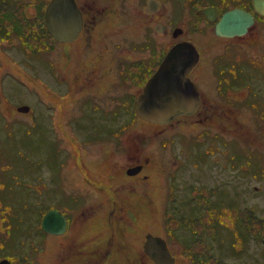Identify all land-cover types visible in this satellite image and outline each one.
<instances>
[{
  "label": "rangeland",
  "instance_id": "rangeland-1",
  "mask_svg": "<svg viewBox=\"0 0 264 264\" xmlns=\"http://www.w3.org/2000/svg\"><path fill=\"white\" fill-rule=\"evenodd\" d=\"M11 1H0V4L6 9H15L18 15L9 20L23 30L15 35L9 30L13 25L5 23L7 28L0 34V261L7 257L13 264H30L25 258L36 264H57L53 257L57 242L46 239L36 230L38 207L42 205L44 212L47 205L74 206L79 200L74 195L69 196L73 192L87 195L84 209L90 210L87 207L91 205L97 211L84 225L80 222L76 226L79 229L75 231L83 242L106 236L109 229L105 223L106 211L99 208V204L105 201L107 194L95 188L106 184L129 188L126 196L134 203L139 217L125 232L131 247L126 264H131L132 260L133 264H139L144 234L152 231L164 235L161 208L166 202V187L198 186L202 181L206 185L222 184L226 189L216 196L217 207L226 203L246 206L248 214L245 209L235 208L234 224L219 226L214 242L205 238V245L201 242L194 247L196 250L205 247L209 254L181 256L175 259L176 264H264V175L254 173L264 169V137L259 133L261 127L254 116L258 110L264 112L261 104L264 67H261L260 78L257 69L249 70L253 74L248 79L251 90L255 86L261 93L247 94L246 102L255 104L258 110L248 106L242 112L250 139L257 135L259 145L243 141L230 145L235 158L231 178V167L221 171L219 164L209 163V158L206 163L203 159L207 158L201 159L199 154L203 153L205 145L199 147L193 143L199 129L196 125L179 122L163 128L146 123L135 116V98H125L129 87L119 84L115 60L126 55L122 54L123 50H112L114 42L123 40L111 36L123 27L124 37L141 38L142 23L135 10L137 0H107L114 6L113 11L100 16L101 22L91 27L89 34L85 33L75 45L54 43L55 48L44 28L43 11L49 0H20L22 13L15 5L18 0ZM211 1L215 0H189L198 7L199 2ZM83 2L91 4L90 0ZM236 2L225 0L224 5L232 6ZM178 3L182 5L185 0ZM169 6L173 13L181 8L171 0ZM36 7L41 11L34 17ZM117 12L121 17H117ZM207 31L204 29L203 35L196 37L205 51L196 79L207 91V98L215 100L217 73L213 70L212 58L220 56L224 45ZM103 33L110 34V38ZM261 38L264 42V35ZM105 41L109 49L103 48ZM240 47L247 56L264 54V43ZM100 51L105 56L95 81L83 80V87H78L71 96L64 95L71 88L65 80L70 79L68 70L84 62V67L89 69L91 53ZM233 53L220 57L216 66L233 63ZM124 102L129 106H123ZM21 104L29 105L30 111H16ZM94 104H99V110L93 109ZM185 138L189 140L186 146ZM145 157H149V162L139 176L130 177L125 173L127 167ZM195 160L199 167L193 165ZM141 175L148 177L142 179ZM225 180L230 184H223ZM177 196L182 199L186 194L178 191ZM200 197V201L206 198ZM194 227L200 228L199 225ZM176 234L177 240L182 236L189 238L181 230ZM171 246L178 248L172 241Z\"/></svg>",
  "mask_w": 264,
  "mask_h": 264
},
{
  "label": "flooded vegetation",
  "instance_id": "flooded-vegetation-1",
  "mask_svg": "<svg viewBox=\"0 0 264 264\" xmlns=\"http://www.w3.org/2000/svg\"><path fill=\"white\" fill-rule=\"evenodd\" d=\"M0 1L2 3L8 2V0ZM74 1L82 18L81 29L72 41L59 42L51 37L54 48V43H66L68 46L77 44L85 33L89 34V29L91 27L101 22L100 16L105 15L109 11H113L114 8L107 0H90L91 4H86L83 0ZM169 1L170 0H137L135 10L142 23L141 38L139 40L130 39L131 35L124 37V31H122L123 27L111 36H119V38L123 40L114 42L112 50L115 52H121V50H123L122 54L126 55L125 57L118 56L115 60L117 62V77L119 84H125L129 87L125 98H135V113V103L138 96L143 92L145 83L154 74L166 56L177 47L193 45L197 51L198 60L189 69L186 76L197 86L199 92V106L191 116H179L171 122L166 123L167 125H153H159L164 128L173 126L175 123L179 122H192V124L199 128L194 135L193 143L199 145V147L203 144L205 145L203 147V153L199 154L201 159L202 157L207 158L205 160L203 159L206 163L209 158V163L211 162L215 166L219 164V170L221 171H226L227 168L231 167L229 176L232 178L235 172L233 169L235 158L230 152V145L234 144L235 141L259 145V141L256 137L257 135H254L252 140L250 139L248 129L245 127L243 121L244 116H242V112L243 109L248 108V106L258 110L255 104L246 102V97L247 94L254 93L260 95L261 93L255 86L251 90L252 84L248 82V79L250 75H253L252 72L249 71L251 67L257 69V71H259V76H257L258 78L261 77V69L264 67V54L254 57L247 56V54L241 50L240 46L243 44L263 45L264 42L260 40H262L261 37L264 35V15L254 10L252 0H237L238 2L232 4V6L224 5L225 0H215L204 4L203 2H199L200 7L194 3H190L189 0H185V3L182 5L178 3L180 0H171L181 7L177 13H173V11L170 10ZM11 2H13V0ZM181 2H183V0H181ZM15 5L17 9L21 12L23 11L20 0H18ZM205 7L215 8L217 14L214 21H209L205 15L199 12V9ZM232 8H240L249 12L253 16V23L247 28V31L243 35H235L233 37L218 36L214 29L215 23L219 20L223 12ZM12 10L13 13L10 15H18L14 12L15 9ZM4 14H1L0 17H7L9 15V10L5 9ZM116 15L117 17H121L118 12ZM12 25L13 26L9 30L13 33L15 31L16 33L14 34L19 35L23 27L16 26L17 24L14 22ZM204 29L208 30L207 32L210 34L205 35H209L212 38L214 37L215 40H221L220 42L224 45L223 51L219 54L220 56L212 58L213 70L217 73L215 76V92L217 93L215 100L207 98V91L196 79L197 70L203 62L205 54L203 47L201 48L196 37L202 34ZM103 34L106 38H110V34ZM124 39L129 42L125 44L127 41H124ZM108 46V43L105 41L103 48L109 49ZM233 50L235 51L234 53ZM231 53H233V56H231L233 63L228 66H216L215 62L220 57H229ZM104 56L105 53L103 51L92 52L91 57L88 59L91 62V67L89 69L84 67V62L78 65V67L68 70L70 79L65 78V80L69 83L71 88L69 91H65L64 95L67 96L69 93L71 96V94L76 92L78 87H83V80L95 81L99 71V64L104 60ZM244 65H248V69H246ZM51 94L53 95V93ZM126 104L127 103L124 102L122 105L125 106ZM261 104L264 105V96L263 99H261ZM127 105L129 106V104ZM127 105L126 107H128ZM99 107V104L93 105V109L95 110H99ZM115 112L117 113L116 110ZM254 114L262 129L259 130V133L264 137V112L258 110L254 112ZM119 127H117V129H121ZM255 127L259 129L257 123ZM185 143L189 144L187 138H185L184 141V145L186 146ZM210 157L213 158L210 159ZM148 162L149 157H145L143 161L136 162L131 167H127L125 173L130 177L139 176ZM193 165L199 167V163L196 160ZM136 166L140 167L138 172L134 174L128 172L129 169ZM254 173L256 175H264V169L258 172L255 171ZM141 177L142 179H146L148 176L141 175ZM200 184L201 185L198 186L187 184L181 188L175 186L166 187V202L161 208V220L163 222L162 233H164V235L153 233L152 231L144 234V240L140 248L142 259L139 264H145V262L155 264L151 255L144 251L146 236L149 234L160 237L165 241L168 252L171 257L174 258V264H176L175 259L181 256L191 255L203 257L209 254L205 247L202 250H196L194 247L196 245H201V242H204L205 245V238L214 242L218 236L219 226L234 224L233 216L235 208L245 209L246 214H248L249 207L246 206L238 207V205L234 206L229 203L220 207L215 205L216 196L219 193L226 192L222 184L219 185L214 183L212 185H206V183L202 181ZM223 184L229 185L230 182L229 180H225ZM95 188L107 194L105 201L99 204V208H105V223L109 229L106 236L97 239L94 238L93 241L83 242L80 235L75 231L79 229L76 228L77 224L82 222L84 225V222L97 212L91 205L87 207L90 208V210L84 209L86 208L85 203H88L87 195L85 196L79 192L69 194V196L74 195V198L79 200L74 206L67 204L58 208L54 205H47V209L44 210V212H42V205L38 207L39 215L36 218V230L39 235L57 242L56 248L53 249L55 263H127L128 256L131 253V247L125 232H128L129 224L132 225V222L139 217L134 203L126 196V194L129 193V188L125 186H109L106 184ZM178 191H180L181 194H186V197L180 199L179 196H177ZM99 193L101 192L99 191ZM207 194H209V197L206 196ZM200 195L206 197L204 201H200ZM48 210H56L63 216L65 226L61 232H59V228H57L54 219L52 220V229L55 232H48L43 229L42 217ZM244 216L246 215H242L243 219ZM172 225L173 227L169 228V226ZM196 225H199L200 228L196 229L194 227ZM180 230L189 238L182 236L181 240H177L176 233L178 231L180 232ZM171 241L178 244L177 249L172 248ZM181 243H185L186 245L181 246ZM211 244L212 243H209V245ZM195 252H198V254ZM28 256L34 259L31 255L28 254ZM4 258L8 259L7 257ZM143 258H145L146 261ZM8 260L10 262L6 261V264H13L10 259ZM25 261L30 262V264H36L35 261L31 263V261L26 258ZM132 262L133 260L131 264H133Z\"/></svg>",
  "mask_w": 264,
  "mask_h": 264
},
{
  "label": "water",
  "instance_id": "water-1",
  "mask_svg": "<svg viewBox=\"0 0 264 264\" xmlns=\"http://www.w3.org/2000/svg\"><path fill=\"white\" fill-rule=\"evenodd\" d=\"M149 2V1H148ZM255 10L264 14V0H253ZM210 21L216 16L213 7L199 11ZM250 13L233 8L222 14L215 24V33L219 36L232 37L243 35L252 24ZM44 25L48 33L59 42L74 40L82 26V18L74 0H49L44 10ZM198 55L193 45H185L172 50L146 82L143 92L138 96L135 113L138 117L152 123H168L180 115H192L199 106L197 86L186 76L189 69L197 62ZM18 112L27 113L29 106L20 105ZM139 166L128 170L134 174ZM55 220L59 232L65 226L63 216L56 210L48 211L42 226L49 232L52 220ZM144 251L151 255L155 264H174L165 241L157 236L147 235Z\"/></svg>",
  "mask_w": 264,
  "mask_h": 264
},
{
  "label": "trees",
  "instance_id": "trees-1",
  "mask_svg": "<svg viewBox=\"0 0 264 264\" xmlns=\"http://www.w3.org/2000/svg\"><path fill=\"white\" fill-rule=\"evenodd\" d=\"M5 6H2V5H0V15L1 14H4V11H5ZM9 10V15L7 16V17H0V34H3L4 32H5V29L7 28L6 27V24L5 23H9V24H13V23H11L10 22V20H9V17H14L15 18V16H12V15H10V14H12L13 13V10H10V9H8ZM41 11V8H39V7H36L35 8V11H34V17H37V15H38V13ZM23 12V11H22ZM21 12V13H22ZM37 13V14H36ZM5 15V14H4ZM3 19V20H2ZM19 22V21H18ZM17 26V25H16ZM17 28V27H16ZM43 31L45 32V30L43 29ZM14 33H16L15 31H14Z\"/></svg>",
  "mask_w": 264,
  "mask_h": 264
},
{
  "label": "bare ground",
  "instance_id": "bare-ground-1",
  "mask_svg": "<svg viewBox=\"0 0 264 264\" xmlns=\"http://www.w3.org/2000/svg\"><path fill=\"white\" fill-rule=\"evenodd\" d=\"M167 125V124H166Z\"/></svg>",
  "mask_w": 264,
  "mask_h": 264
}]
</instances>
